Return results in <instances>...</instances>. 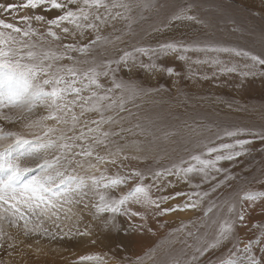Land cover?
I'll return each instance as SVG.
<instances>
[{
  "label": "rangeland",
  "instance_id": "rangeland-1",
  "mask_svg": "<svg viewBox=\"0 0 264 264\" xmlns=\"http://www.w3.org/2000/svg\"><path fill=\"white\" fill-rule=\"evenodd\" d=\"M107 2L111 4L112 0ZM120 2L128 4L129 9H113L112 17L117 11L121 16L109 18L100 25L98 31L87 30L83 37L76 35L73 38L71 35L64 36L59 29L54 28L61 35V40L47 37V46L61 50L66 43L79 46L87 44L97 35L103 38L86 54L71 53L81 62L78 66L82 70L99 66L98 70L103 72L105 62L112 61L108 76L98 77L103 87L97 89L92 86V90L110 97V100L102 103L105 105V117L112 116L113 122L101 125V129L117 135L109 137L108 148L100 146L97 152L105 155L109 149L115 151L116 148H122L128 159L122 161L123 167L118 164L100 167L105 168L108 175H123L133 170L147 175L169 168L181 160H188L190 155L199 151V144L214 138L223 129H244V134L237 138L251 140L252 143L246 145L247 151L240 157L220 163L219 166L227 171L220 174L213 172L216 180L209 179L202 183L201 177L195 176L185 183L173 176L168 180L174 187H169L168 180H165L162 182L163 192L153 190L154 197L172 196L176 192L208 193L207 196L193 197V202L200 201L196 208L157 215L153 210L145 212L137 205H130L131 210L141 212L142 217L116 214L112 223L105 227L104 221L112 214H96L98 194L85 189L81 206L71 216L72 229L78 224L82 233L87 227L91 232V236H84L87 243L96 241L100 246V256L118 264H218L219 259L226 257L229 252L237 253L240 264H248L249 256L254 257L259 264H264V197L255 201L240 199L250 191L264 192V140L251 135L264 134V65L253 66L250 58L236 56L232 52L189 51L157 55L150 60L148 56L133 51L139 47L155 49L160 44L172 42L190 47L236 49L264 59V0ZM21 14L54 18L62 13L55 9L45 11L38 8L35 11L25 10ZM100 14L105 15V10L101 9ZM174 16L181 18L173 19ZM188 16L194 19H187ZM32 26L40 28L41 32L46 30V25L35 21ZM125 51L133 52L134 59L129 58L127 63H116ZM178 55H186L187 60H179ZM85 60L90 63L84 64ZM212 60L219 63L213 64ZM58 63L71 65L73 61ZM151 63H155L157 68L172 67L174 73L170 75L166 71L141 66ZM230 67L237 70L221 72L222 68ZM245 71L255 75L242 76L241 73ZM113 77L116 82H123L125 87L114 89ZM133 87L138 91L133 92ZM110 88L113 90L107 92ZM84 94L88 96L90 92L85 91ZM112 102L113 107L107 108ZM28 107L37 110L38 104L35 101ZM46 109L43 108L37 116H33L28 108L26 112L32 121H40V125L52 126L55 122L54 126H57L54 120L42 119L51 114V109ZM75 112L79 116L80 108L77 107ZM96 119H99V113L86 112L80 118V124ZM92 162L95 163L94 160ZM76 171L86 174L79 168ZM225 175L228 176L227 181L212 191L219 181L224 180ZM145 183L151 184L152 181L147 179ZM131 186V183L121 185L116 190L109 189L107 194L118 197ZM187 200V196H180L164 201L162 207L182 206ZM213 205L212 211L205 215V210ZM229 206H234L232 212L228 211ZM241 214L243 222L237 219ZM143 220L150 227H141ZM225 220L233 225L230 239L216 248H208L216 240L220 223ZM139 229H152V235H143ZM141 238L144 239V249L139 252ZM249 241L254 242L250 251L245 253L243 247ZM205 248L208 250L203 251Z\"/></svg>",
  "mask_w": 264,
  "mask_h": 264
},
{
  "label": "snow or ice",
  "instance_id": "snow-or-ice-1",
  "mask_svg": "<svg viewBox=\"0 0 264 264\" xmlns=\"http://www.w3.org/2000/svg\"><path fill=\"white\" fill-rule=\"evenodd\" d=\"M43 8L48 10H59L62 14L54 18H46L43 15L30 16L21 14L25 10H37ZM117 8L129 9V5L112 0L109 4L107 0H16V2H0V105H11L16 108H28L35 101H39L51 109V114L43 117L44 120H54L57 126L43 127L39 134L29 133L25 135L19 131H6L0 124V240H8L11 243L8 247L14 248L24 243L5 231L4 226L15 228L18 235H22L25 240L33 237L52 236L54 232H61L64 235L71 233V229L65 232L61 224L64 220H69L66 204L73 202L72 197L82 193L85 189H90L98 194L99 200L95 205L96 214H112L108 220L104 221L105 227L112 223V218L116 214H127L130 216H141V212L132 211L130 205H137L147 212L153 210L157 215L166 212L196 208L200 202H193V197L207 196L208 193H181L176 192L172 196H153V190L163 192V181L175 176L178 181L188 183L192 177H201V182L209 179L216 180L212 173H225L227 170L220 167L222 161H233L244 154L246 145L252 143L251 140L239 139L246 130L223 129L214 138L208 139L198 145L199 151L190 155L188 160H181L178 164H173L169 168L159 169L149 174L139 170H133L126 174L108 175L105 168L100 165H119L123 167V160L128 156L123 154L122 148L115 151L109 149L105 155H100L97 148L104 146L108 148L110 136L117 135L109 131H103L101 125L113 122V117H105V105L103 101L110 100L108 95H99L92 90V86L100 89L103 86L99 83L98 77L108 76L111 71L112 61H106L103 72L98 70L99 66H91L81 69V63L71 55L72 52L80 54L88 53V50L98 44L103 38L99 35L90 40L87 44L79 46L66 43L63 50L52 48L47 37L53 40H61V35L53 29H59L64 36L76 35L83 37L85 31H98L100 25L106 23L109 18L121 16L120 12L111 16L112 10ZM105 10V15L100 14V10ZM181 16H174L173 19H180ZM187 19H194L188 16ZM33 21L37 24L46 25V30L41 32L40 28L32 26ZM65 24L69 26H64ZM23 25V26H22ZM148 56L150 60L157 55H169L176 53L197 52H232L236 56L250 58L253 66L264 65V59L251 55L248 52L238 51L230 48L220 47H190L178 43H163L158 48L150 49L139 47L133 50ZM151 53V55H150ZM129 58H133V52L125 51L116 63H127ZM179 60H187L186 55H178ZM69 60L73 64L66 65L58 63ZM207 61H196V63H206ZM84 64L90 63L83 61ZM213 64L219 61L212 60ZM144 68L151 70L166 71L173 74L172 67L157 68L155 63L142 64ZM245 67H248L245 65ZM235 67L222 68L221 72H235ZM264 74V73H262ZM242 76L255 75V73L242 72ZM113 88L123 89V82H116L113 77ZM113 89H107L111 92ZM90 92L84 96L82 93ZM133 92L138 91L133 87ZM71 97V98H70ZM114 102L109 103L107 108H112ZM80 108L78 116L75 109ZM86 112L99 113V119L85 121L80 124V118ZM62 113V115L58 114ZM23 116L13 117L0 115V121L9 123H20ZM59 125H64L61 128ZM40 121H33L24 124V128L39 127ZM264 140V134L251 133ZM230 140L231 142H225ZM239 149V150H238ZM139 159V157H132ZM95 161L93 163L92 161ZM82 169L86 174L77 173L76 169ZM91 172V174H87ZM96 173H99L97 175ZM150 179L151 184H146L145 180ZM218 182L212 191L227 181ZM132 184L127 191L122 192L118 197L107 194L109 189L116 190L121 185ZM169 187H174L168 180ZM197 187H199L197 185ZM180 196H187L188 200L181 206L173 205L170 208H163L164 201L175 199ZM259 197H264V192H247L240 197L242 201H255ZM209 207L205 210V215L212 211ZM234 206H229L228 211L232 212ZM237 219L243 222V215H238ZM47 225V226H46ZM142 227V226H141ZM256 227V225H253ZM151 231V229H149ZM233 231L231 222L225 220L220 223L216 240L208 245V248H216L224 241L230 239ZM77 233L83 236H91L87 227L84 232ZM36 242H39L38 239ZM95 243V241H92ZM254 241H249L244 245L243 251L248 253ZM31 248L32 245L28 244ZM205 248L203 251H207ZM39 251V249H37ZM203 255V252H201ZM139 259V258H137ZM195 259V257H193ZM97 261V264H106L103 256L85 255L79 257V264L85 261ZM218 264H240L237 253L229 254L219 259ZM248 264H259L254 258L248 257Z\"/></svg>",
  "mask_w": 264,
  "mask_h": 264
},
{
  "label": "bare ground",
  "instance_id": "bare-ground-1",
  "mask_svg": "<svg viewBox=\"0 0 264 264\" xmlns=\"http://www.w3.org/2000/svg\"><path fill=\"white\" fill-rule=\"evenodd\" d=\"M36 103L38 104L37 110H34L31 107V112L33 116H37L43 108H47L46 105L39 101H36ZM0 115L24 117V119L21 120L20 123H9L7 121H0V124L4 126L6 131H19L24 133L25 135H28L29 133L39 134L43 131L44 125H40L39 127L33 128L23 127L24 124L33 122L32 117L27 114L26 108L20 109L7 104L0 105ZM54 124L52 126H54ZM82 198L83 193H79L72 197L73 202L71 204H66L64 206L65 209H71V211L67 213L70 219L64 220L61 224V227L64 228L65 232H67L68 229H71V233L68 235H64L61 232H54L52 236L42 235L38 238L33 237L25 240L22 235H18L17 230L15 228H9L8 225H5L4 228L6 232H9L18 240H24V243H21L17 247L10 249L8 247V244L11 243V241L0 240V264H79V257L81 256L97 254L100 255V246L96 244V241L95 243H87L88 240L84 238L83 235L77 233V229L79 230V232H81L82 230L78 224L75 226L74 229H72L71 216L74 215L75 209L81 206ZM140 225L142 227H150L149 224H146L145 220L141 221ZM139 230L143 235H152L149 229H147V231H141V229ZM136 236L138 237V235ZM37 239L39 242H36ZM143 241L144 239L141 238L140 244L138 245L140 247V249L138 250L139 252L144 249V244H142ZM28 244H31L32 247H27ZM125 246L127 249H129L127 243H125ZM37 249H39V251H37ZM104 261L106 262V264H118L117 262L109 261L106 258H104ZM86 262L89 264H97V261L95 260L85 261L83 262V264H85Z\"/></svg>",
  "mask_w": 264,
  "mask_h": 264
}]
</instances>
